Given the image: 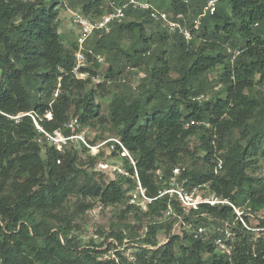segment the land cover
<instances>
[{
  "label": "trees",
  "instance_id": "16d2710c",
  "mask_svg": "<svg viewBox=\"0 0 264 264\" xmlns=\"http://www.w3.org/2000/svg\"><path fill=\"white\" fill-rule=\"evenodd\" d=\"M165 1L148 0L159 10ZM208 1L169 0L165 10L195 18ZM219 1L191 41L154 22L149 12L127 9L110 33L97 32L90 42L108 63L103 82L95 84L75 77L77 42L64 45L59 15L79 10L100 18L112 11L107 0H0V264H264V234L247 230L230 206L202 205L184 216L192 228L173 234L177 220L165 213L172 205L183 214L176 197L159 198L146 210L131 205L133 180L94 172L95 161L110 159L105 151L92 155L77 144L58 152L38 142L43 134L28 115L49 133L78 117L84 129L100 127L121 138L150 198L170 188L174 170L189 159L192 167H181L178 178L187 192L208 190L201 193L253 214L264 210V168L261 177L251 174L264 160V0ZM218 68L222 74L210 81ZM101 69L94 61L88 70L100 77ZM135 70L144 74L138 86L131 84ZM209 92L211 98L195 100ZM111 94L104 114L101 99ZM78 147L89 163L79 165ZM95 203L123 205L121 221L131 214L138 223L149 220L134 261L124 255L125 241L138 237L128 223L101 244L83 245L77 221ZM165 227L162 244L158 233ZM198 228L208 229L207 240L194 238ZM110 253L116 258L103 259Z\"/></svg>",
  "mask_w": 264,
  "mask_h": 264
},
{
  "label": "built area",
  "instance_id": "2783aa9c",
  "mask_svg": "<svg viewBox=\"0 0 264 264\" xmlns=\"http://www.w3.org/2000/svg\"><path fill=\"white\" fill-rule=\"evenodd\" d=\"M107 2L109 3L112 11L104 14L100 18L86 17L79 10H70L72 24L77 30L76 66L73 73L79 80L92 79L96 84H101L103 82L99 76L95 77L91 75L90 71L88 70L92 68L94 61L100 65H104L105 63V60L101 55L95 54L90 42L95 37L97 32L101 34L103 32L107 34L110 33V25L115 21L124 20L127 9L133 8L135 10L147 11L149 12L150 18L154 22L161 23L170 32L179 33L186 41H191L200 31L204 18L208 15L213 16L217 12L220 1L209 0L204 8L203 13L195 18L190 19H188V17L183 13L173 15L166 10H159L148 1L129 0L124 4H119L117 0H107ZM229 52L231 53V50H229ZM233 54L235 57L238 52H234ZM57 95L58 94L56 93L55 97H57ZM207 99V95H202L195 98L197 101ZM28 115L34 119L38 131L43 134V137H41L38 142L43 143L45 140L51 146L55 147L58 152H63L65 149H70L73 145L81 144L85 146L92 155L99 154L101 151H106L109 154L116 153L119 157L118 160L111 161L110 163H101L100 168L103 172H107L113 176L115 175L129 178L137 184L136 189L129 195L130 199L128 200L131 205L141 207V205L144 204L147 207V204H151L153 201L159 198H163L165 196H170V198L176 197L182 208L183 214L178 215L174 211L172 205H169L168 210L165 213L166 218L177 220L174 228L179 224H181L182 227H191V225H186L183 222L184 216L191 214L192 211L199 209V207L202 205H228L234 210L237 216V221L243 224L247 230L257 234H264L263 226L260 224L257 227L252 226V218H254V216L259 217L260 220H264V216L260 217L258 215L263 214L264 210L253 214L247 211L245 208L237 207L232 202L218 198L215 195L206 196L199 191H194L192 193L187 192L183 187L180 186L178 182V178L181 176L182 172L181 168L174 170V177H172L170 180V188L159 191V194L156 198H150L147 196L146 190L140 183L136 161L121 138L110 137L97 144H93L89 141L86 129L83 128L78 117L72 118L64 126L63 130H57L53 133H49L37 123L35 117L32 114ZM22 116L23 115L14 117V119L18 120ZM46 118L50 120L52 115L48 113ZM67 131L70 133L66 134ZM122 159L128 162L130 168L124 166ZM57 163L60 164L61 161L58 160ZM219 165H221V162ZM157 174L160 176L162 175L160 170L157 172ZM262 176L264 177V172L262 173ZM223 230H225L228 237L231 236L228 229ZM193 234L195 239L202 241L208 239L207 228L194 229ZM108 243L116 244L113 239H110ZM217 245L220 247V250L229 252V250H226V246L221 240L217 241ZM109 255H111V253ZM110 257L113 259L116 258L114 254L107 256V259Z\"/></svg>",
  "mask_w": 264,
  "mask_h": 264
},
{
  "label": "rangeland",
  "instance_id": "374dc122",
  "mask_svg": "<svg viewBox=\"0 0 264 264\" xmlns=\"http://www.w3.org/2000/svg\"><path fill=\"white\" fill-rule=\"evenodd\" d=\"M169 3H170L169 0L165 1L162 9L167 10L169 8ZM220 5L222 4L219 3V6ZM228 10L230 11V9ZM59 19L61 21L59 31L62 34L64 45L66 47H70L71 44L76 42V28L72 24L71 11L70 10H60ZM124 42L126 45L130 43L129 40H126ZM101 66H102V69L99 71V74H100L101 80H103L105 78V71L108 68V63L105 62L104 65H101ZM222 71H223L222 68H218L215 71H213L209 75V80L215 81L217 77L222 74ZM130 78H131V84L138 86L142 82L144 78V74H142L138 70H135V72L133 73V77H130ZM206 95L211 98L213 94L212 92H209ZM112 97H113V94L106 96L104 99H101V102L103 104L102 112L104 114L107 112V106L109 102L111 101ZM86 132H87L88 138L92 141L97 136H103L104 138L114 137L113 134H110L108 132L103 133L100 127H97L95 129L86 127ZM196 142H197L196 138L190 141L191 149L194 148ZM78 149H79L78 151H79V157H80L79 165L89 163L90 161L88 158L89 154L87 152H83L82 149H80L79 147ZM104 153H105V157H109L110 159H107V160L98 159L97 161H95L94 172H96L97 174H102L105 178H107L108 176L105 175V172L101 171V168H100L101 163L102 164L110 163L113 160L114 161L118 160V158H112L111 156H109V154L106 153V151ZM200 156L202 155L200 154ZM181 167L190 168L192 167V163L190 162L189 159H187L184 164L179 166V168ZM262 168H264V160L260 159L257 169L254 170V172H251V174H254L257 177H261ZM96 177L100 178L99 175H97ZM200 192L208 193V190H203ZM75 201H76V198L72 199V202H75ZM123 207H124L123 205H119L117 207L105 208L101 204L95 203L94 209L88 211L85 215H83L82 218H80L77 221V224L79 225V228H80L79 236L81 237L83 245L91 244L92 240H95L96 244H101L103 241H105V238L110 237L109 235L112 231L124 230V224L126 223L131 224L132 226H135L136 227L135 233L137 234L138 237L135 238L134 241L130 240L129 242V240H126L125 243H127V246L125 247H127V249L126 251H124L125 252L124 255L126 256V258L132 262L135 260V253L137 252L138 240L139 238L143 237L146 233V230H143L142 226L146 225L149 222V220L147 218H144L142 220V223H138L137 221H135L134 214H131L127 216V220L121 221L120 212L123 210ZM141 207L143 210H146V206L144 204H142ZM258 215L261 217V216H264V213L258 214ZM157 220H160V219H157ZM261 221L263 220H260L259 217L254 216V218H252V226L254 227L259 226ZM185 229L189 231L191 227H182V225L179 224L174 228L173 234H183ZM167 231L168 229L165 227L158 233V239L160 240L162 244H165L168 240ZM127 233H129V230L126 231V234ZM104 249H106V247H104ZM177 251L179 252L178 247H177ZM107 256H111V255H105L103 259H107Z\"/></svg>",
  "mask_w": 264,
  "mask_h": 264
},
{
  "label": "water",
  "instance_id": "95a60500",
  "mask_svg": "<svg viewBox=\"0 0 264 264\" xmlns=\"http://www.w3.org/2000/svg\"><path fill=\"white\" fill-rule=\"evenodd\" d=\"M128 199H130V196H128Z\"/></svg>",
  "mask_w": 264,
  "mask_h": 264
}]
</instances>
